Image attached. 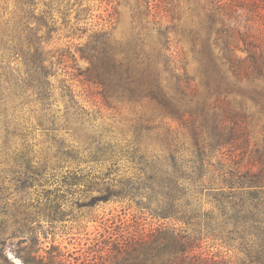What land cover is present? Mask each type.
Segmentation results:
<instances>
[{
  "label": "rangeland",
  "instance_id": "rangeland-1",
  "mask_svg": "<svg viewBox=\"0 0 264 264\" xmlns=\"http://www.w3.org/2000/svg\"><path fill=\"white\" fill-rule=\"evenodd\" d=\"M45 4L39 2L33 11L48 12L47 28L40 35L55 75L51 103L56 100L52 109L57 119L49 118L39 127V113L32 112L37 105L16 108L13 115L21 120L17 126L11 124L21 136L11 139L10 148L0 149V213L5 212L0 222L12 221L18 211L26 213L33 220L29 226L39 231L43 249L53 243L74 256L90 252L95 264H116L113 256L96 251V243L101 246L106 238V227L114 236L136 237L161 224L191 238L203 259L264 264V200L263 207L256 201L264 187L254 184L245 189L254 199L235 189L238 198L222 204L206 191L220 187L218 181L229 174L235 181L242 176L250 181L246 175L260 170L264 185V25L250 15L251 0H45ZM13 10V0H0L1 19L11 22ZM100 21L106 25L100 28ZM103 32L109 54L99 58ZM163 92L174 99L173 114L162 106ZM71 94L84 109L82 124L70 114L65 122ZM200 146L205 159L203 186L182 181L188 201H178L177 212L183 220L156 216L155 205L149 206L147 200L150 192L138 185L150 174L141 158L149 163L167 158L175 149L177 157L194 161ZM230 148L234 151H227ZM100 151L118 158L106 164L99 159L88 162ZM61 152L75 160L54 163L52 156ZM224 153L231 161L222 159ZM107 171L109 179H103ZM67 177L85 181L81 190L97 187L109 194L108 187L121 195L93 208L82 206L100 194L97 189L91 196L64 195L63 220L51 233L45 204L55 195L49 192ZM91 217L94 221L86 224ZM78 221L86 224L85 229L78 228ZM6 252L10 261L21 264L9 248Z\"/></svg>",
  "mask_w": 264,
  "mask_h": 264
},
{
  "label": "trees",
  "instance_id": "trees-1",
  "mask_svg": "<svg viewBox=\"0 0 264 264\" xmlns=\"http://www.w3.org/2000/svg\"><path fill=\"white\" fill-rule=\"evenodd\" d=\"M39 2L46 5L45 0H13L16 10L12 12V21H5L0 17V123L3 124L0 128V149L3 151L11 147V139L21 136L17 133L18 129L11 124L16 122L14 125L17 126V123L21 120L18 118L17 120L13 115L16 108L22 109L25 106L37 105L32 112L38 111L39 113V118H37L39 127L51 120L49 118L57 119L54 116L56 110L52 109L56 100L54 99L51 103L55 88L51 78L55 75L51 71V62L47 57L48 51L46 50L47 45L43 41L44 36L40 35L47 28L48 12L42 10L38 14L34 13L33 9L37 7ZM248 11L250 15H254V20H261L264 25V0H251ZM99 25L100 28L104 27L106 22L100 21ZM107 49L108 38L106 32H103L98 42V50H100L98 57L108 56L109 51ZM67 80L64 78V82H67ZM71 80L73 81L72 78ZM59 82L61 88L64 87L63 81L60 80ZM180 83L181 80L177 79V91L182 89ZM67 88H71V85H67ZM161 98L163 108L173 114L174 108H177L174 99L168 97L165 92H163ZM73 99L74 95L71 94L69 106L65 108V122H69L68 115L70 114L75 119V123L82 124L84 119H81V115L84 109L79 107L77 105L78 101ZM51 123L55 122L52 121ZM53 130H57V128H53ZM202 148L200 146L201 152L194 161L182 160L177 157L174 154L175 149L170 150L167 158L157 157L155 161L152 160L149 163L145 161L144 157L141 158L150 174L147 182L143 181L138 185L150 192L147 200L150 201L149 206H151L150 204L155 205V211L153 212L156 216L173 221L183 220V215L179 216L177 212L178 201H188V195L182 192L186 191L182 181H190L198 188L203 186L202 181L205 175H203L202 164L205 163V159ZM227 151L233 152L234 148ZM71 156L61 152L53 155L51 159L54 160V163L61 164ZM116 158L118 157L114 154L108 155L100 151L97 159L88 162L99 159L98 161L106 164L107 162H115ZM231 158L226 153L222 156L225 162L231 161ZM69 159L75 160L74 158ZM190 164H194L196 172L190 170L192 168ZM184 170H188L190 173L185 175ZM262 174L261 170L254 175L247 174L246 176L252 177L249 179L250 181H245L244 176L235 181L232 179L233 174H229L228 178L218 181L221 184L220 187H208L206 191L212 193L213 200L219 204L238 198L235 189H238V194L241 196L254 199V194L245 189L253 187L254 184L258 188H263L264 185L261 183ZM108 176L107 171L102 175V178L109 179ZM81 182L85 181L67 177L60 181L53 192L52 190L49 192L50 195L55 193L45 204L47 210L50 211L48 229H51V233L56 228V223L63 220L64 212H61L60 207L64 205L62 201L64 195H70V197L77 194L91 196L92 192L97 189L95 192H100V194L92 196V201L83 205L84 208H93L100 202L112 199L115 194L116 196L121 195L112 190L110 191L108 187L105 190L109 194H103L102 188L97 187L81 190L79 188L83 185ZM86 183L92 184L93 182L86 181ZM226 191L227 193H225ZM196 192L199 193L200 190ZM262 194L264 192H258L259 199L256 200L260 201V207H263L261 201L264 200V196ZM160 199H163V201H160ZM162 202L163 205H161ZM4 213L0 214L3 216ZM27 215L18 211L17 216L15 213L12 216L14 219L10 222L4 221L2 218L0 222V264H14L7 257V248L12 251L21 264H95L94 254L90 255V252L74 256L73 253L63 251L53 243L43 249L39 241V231L29 226L33 220L28 219ZM92 221L94 220L91 217L86 220V224ZM76 224L79 229H85L86 227V224L81 225L80 221ZM107 228H105L106 235L104 236L106 238H103L102 245L100 246L98 243L95 245L96 247L99 246L96 251L99 254L105 253L107 256H113L116 264H207L208 261L211 264H216L214 258L213 260H206L201 257V254L195 253L198 245H195L191 238L178 235L174 230H167L162 224L136 237L125 236L123 233L114 236V233ZM9 230H11V233H9ZM16 237L21 239L13 244V239ZM7 240H9V243L6 245Z\"/></svg>",
  "mask_w": 264,
  "mask_h": 264
}]
</instances>
